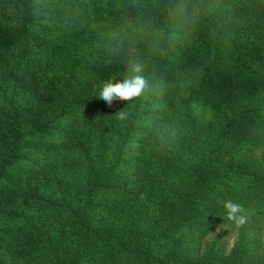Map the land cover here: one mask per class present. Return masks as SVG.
<instances>
[{
    "label": "trees",
    "instance_id": "obj_1",
    "mask_svg": "<svg viewBox=\"0 0 264 264\" xmlns=\"http://www.w3.org/2000/svg\"><path fill=\"white\" fill-rule=\"evenodd\" d=\"M0 264H264V0H0Z\"/></svg>",
    "mask_w": 264,
    "mask_h": 264
},
{
    "label": "clouds",
    "instance_id": "obj_2",
    "mask_svg": "<svg viewBox=\"0 0 264 264\" xmlns=\"http://www.w3.org/2000/svg\"><path fill=\"white\" fill-rule=\"evenodd\" d=\"M140 71V66L134 65L132 67L134 74L123 79V82H116L114 79L104 81L97 94V99L111 107L114 102H126L141 96L148 87V83L143 76L139 75ZM119 116L123 119L125 114L121 112ZM223 206L229 220L238 226H243L246 223L247 217L243 215L244 209L241 204L227 200Z\"/></svg>",
    "mask_w": 264,
    "mask_h": 264
},
{
    "label": "rangeland",
    "instance_id": "obj_3",
    "mask_svg": "<svg viewBox=\"0 0 264 264\" xmlns=\"http://www.w3.org/2000/svg\"><path fill=\"white\" fill-rule=\"evenodd\" d=\"M233 238H234V235L231 237V239H230V240H231V241H230V243H232V241H233ZM203 244H204V243H203Z\"/></svg>",
    "mask_w": 264,
    "mask_h": 264
}]
</instances>
